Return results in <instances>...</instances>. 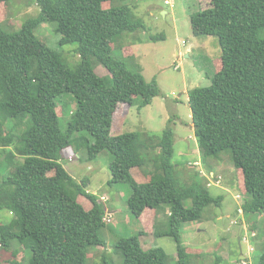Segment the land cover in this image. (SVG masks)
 Masks as SVG:
<instances>
[{
	"label": "trees",
	"instance_id": "1",
	"mask_svg": "<svg viewBox=\"0 0 264 264\" xmlns=\"http://www.w3.org/2000/svg\"><path fill=\"white\" fill-rule=\"evenodd\" d=\"M10 1L0 0V5ZM121 2L35 0L39 16L25 21L18 31H5L0 21V148L14 149L5 159L9 174L0 183V212L13 217L9 222L0 220V251L12 254L10 264H89L92 249L107 250L101 234L110 224L105 222L103 205L110 199L104 195L99 199L88 191V180L78 182L66 171L60 161L68 149L82 151L87 162L109 151L113 161L108 184L131 186L127 205L136 219L148 209L156 212L153 232L121 239L114 246L117 259L111 264L120 260L121 264H167V253L155 242L165 237L177 245V264H191L183 227L202 221L205 210L221 202L210 194L208 179L200 172L190 176L188 185H180L178 166L172 161L173 119L161 137L135 132L113 135L121 104L138 105L141 110L160 93L156 81L148 83L125 60L113 56V45L123 34L145 29L132 8ZM190 21L195 37H217L222 51L212 85L189 93L202 163L208 174L219 176L214 172L216 163L222 153L229 154L238 188L249 197L245 215H263L264 0H209L207 8L192 14ZM46 23L61 35V47L78 45L80 64L69 67L62 53L38 39L35 31ZM161 39L163 35L149 37L151 42ZM94 62L111 75L112 88L97 74ZM65 94L74 95L77 110L63 132L56 101ZM151 150L160 154L154 171L146 173L145 154ZM17 156L24 161L16 163ZM256 229L253 223L251 231ZM148 236L152 247L142 243ZM24 250L32 254L29 261L19 259ZM259 264H264V253Z\"/></svg>",
	"mask_w": 264,
	"mask_h": 264
},
{
	"label": "rangeland",
	"instance_id": "2",
	"mask_svg": "<svg viewBox=\"0 0 264 264\" xmlns=\"http://www.w3.org/2000/svg\"><path fill=\"white\" fill-rule=\"evenodd\" d=\"M200 2L201 0H174L172 7L165 5V0H124L121 3H126L132 8L135 17L144 22L145 29L123 34L113 45V56L116 59L125 60L130 69L139 71L148 83L156 81L160 91L151 104L141 110L138 105L121 104L114 119L113 135L135 132L146 135V138L161 137L169 127L170 119H173L171 127L175 153L172 161L178 166L176 173L183 187L190 183L189 178L195 172H200L203 177L208 175L195 137L189 93L197 87L212 85L216 71L215 62L222 56L217 37L198 38L193 34L190 17L206 9L209 0ZM164 12L168 15L165 16ZM39 14L40 9L35 0H11L8 4L0 5V21L3 29L9 33L18 31L25 21L36 18ZM35 35L44 45L62 53L64 63L69 67L81 63L77 53L78 45L61 47V35L56 32L53 24L42 25L35 31ZM150 35H163L164 39L151 42ZM261 35L264 37V31ZM190 47H194V51L190 58H185ZM94 65L97 74L105 79L106 86L112 88L114 83L111 75L99 64L94 62ZM56 102L61 117L60 127L66 132L68 122L77 110V101L74 95L65 94ZM86 136L91 143L94 142L93 137L88 134ZM71 150L73 151L68 154H71V158L73 154L76 155L74 161H70L65 152L60 163L78 182L90 181L89 190L99 199L102 195L110 199L109 202H103L106 216L114 212L111 215L112 223L108 224L101 234L108 248L106 251L103 248L92 249L89 264H111L117 259L114 246L121 239L138 236L153 225L149 219L150 213L148 212L142 221L136 219L127 205L133 193L131 186L126 183L115 186L108 184L111 179L109 167L113 161L109 151H103L95 161L87 162L82 157V151L75 152L73 148ZM12 151L13 148H0V183L9 174V165L5 159ZM159 154L160 150H151L145 154L148 161L144 167L146 173L154 171V161ZM221 156L222 159L216 163L214 172L224 179L223 187L208 188L210 194L220 198L221 202L219 206L208 207L202 221L184 225L183 243L192 253L191 264H218L219 257L223 259L220 264H259L264 253V214L245 215L244 206L249 197L243 189L238 188L230 155L222 153ZM23 161L21 156L15 159L16 163ZM196 162H200L201 166L193 165ZM237 196H240V199H237ZM81 202L89 209V204L84 199H81ZM185 206L191 207V202H185ZM239 209H242V213ZM12 219L9 212H0V220L9 222ZM252 222L256 223V231H251ZM243 223L246 224V230L240 234L239 228ZM143 238L144 246L150 247V237ZM243 238H247V242H244ZM155 242L167 253V264H177L175 241L165 237ZM197 252L204 255H197ZM209 253L212 255H206ZM24 257L29 261L32 254L24 250L19 259ZM12 260L11 253L0 251V264H10ZM116 264H119V261Z\"/></svg>",
	"mask_w": 264,
	"mask_h": 264
},
{
	"label": "built area",
	"instance_id": "3",
	"mask_svg": "<svg viewBox=\"0 0 264 264\" xmlns=\"http://www.w3.org/2000/svg\"><path fill=\"white\" fill-rule=\"evenodd\" d=\"M173 3H174V0H165V5L173 7L174 6ZM69 160L70 161H74L73 158H71V157H69ZM193 165L201 166V163L200 162H196ZM204 177H207V179H208V183H207V187L208 188H210L212 186H216V185L219 186V185H221V183L223 181L222 176H216L214 173L208 174V175H206ZM237 199H240V196H237ZM102 200L103 201H107V198L106 197H102ZM239 212L242 213V209H239ZM105 222L111 223L112 222V217L106 216L105 217ZM243 241L247 242V238H243ZM244 264H246V263H244Z\"/></svg>",
	"mask_w": 264,
	"mask_h": 264
},
{
	"label": "crops",
	"instance_id": "4",
	"mask_svg": "<svg viewBox=\"0 0 264 264\" xmlns=\"http://www.w3.org/2000/svg\"><path fill=\"white\" fill-rule=\"evenodd\" d=\"M201 3V2H200ZM164 14H165V16H167L168 15V13L167 12H164ZM193 51H194V47H190V48H188L187 49V53L185 54V58H190V56H191V54L193 53ZM178 55H179V53H178ZM119 109H120V107H119ZM113 133V132H112ZM72 152L73 150H71V149H68V150H66L65 152L68 154V152ZM64 152V153H65ZM74 155V154H73ZM69 156H71V154H68V158H69ZM64 167V166H63ZM67 171V170H66ZM235 172V171H234ZM70 175H71V173L70 172H68ZM213 173V172H212ZM217 174V173H216ZM219 176H221L220 174H218ZM75 180H77L74 176H72ZM78 181V180H77ZM223 183H224V179H223V181H222V183H221V185H219V186H212V187H223ZM89 186H90V181H89ZM88 191L90 192V190H89V187H88ZM150 213V220L153 222V220H154V218H155V216H156V212H153L152 210H146L145 211V213L143 214V216L141 217V219H140V221H142L143 220V217L147 214V213ZM111 214L110 215H112L114 212H110ZM152 226V225H151ZM150 226V227H151ZM149 227V229L145 232V233H148V234H150V233H152L153 232V227L152 228H150ZM243 227V232H244V230H246V224L245 223H243V224H241V226H240V228L239 229H241Z\"/></svg>",
	"mask_w": 264,
	"mask_h": 264
},
{
	"label": "water",
	"instance_id": "5",
	"mask_svg": "<svg viewBox=\"0 0 264 264\" xmlns=\"http://www.w3.org/2000/svg\"><path fill=\"white\" fill-rule=\"evenodd\" d=\"M243 233V227L241 228V230H240V234H242Z\"/></svg>",
	"mask_w": 264,
	"mask_h": 264
}]
</instances>
